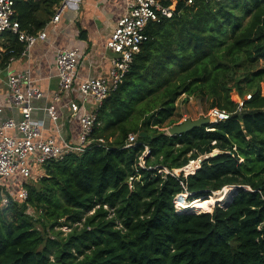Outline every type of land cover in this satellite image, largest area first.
<instances>
[{
    "label": "trees",
    "instance_id": "16d2710c",
    "mask_svg": "<svg viewBox=\"0 0 264 264\" xmlns=\"http://www.w3.org/2000/svg\"><path fill=\"white\" fill-rule=\"evenodd\" d=\"M63 1L14 0L19 32L45 29ZM187 1L160 0L173 15L146 27L83 152L42 167L23 201L4 191L0 264H264V0ZM0 49L1 71L25 44L5 31ZM182 95L228 120L168 136ZM226 187L236 190L218 204ZM183 194L215 207L178 209Z\"/></svg>",
    "mask_w": 264,
    "mask_h": 264
},
{
    "label": "built area",
    "instance_id": "2783aa9c",
    "mask_svg": "<svg viewBox=\"0 0 264 264\" xmlns=\"http://www.w3.org/2000/svg\"><path fill=\"white\" fill-rule=\"evenodd\" d=\"M71 2L76 5V1L71 0ZM124 2L125 14L117 20L105 46L113 54L106 77H90L77 86L80 99H90L94 103L93 110L84 111L78 118L80 131L77 144L70 145L45 137L44 121L33 117L35 110L33 103L42 99L43 93L31 78L30 72L7 73V94L3 105H0V187L2 191L5 190L17 200L26 199L27 190L24 184L40 177L42 167L68 152H83L96 121V107L102 104L111 90L122 83L132 57L139 52L141 44L146 40V27L150 23L160 21L161 18H171L175 8V4L163 6L160 0H124ZM70 3L69 0L68 3L64 0L56 6L47 26H56ZM187 3L191 4L192 1L188 0ZM14 14V0H0V34L5 31L18 34L19 42L25 44L23 54L28 53L37 43L46 41V28L33 35L19 32V24L13 19ZM81 54L77 48L57 52L56 101L75 86ZM6 111H15L18 118L5 116ZM45 112L52 121L58 119L54 106L45 108ZM228 118L229 114L218 108H213L209 112L210 123H221ZM134 141L135 137L129 136L126 147H131ZM146 152L147 148L143 155ZM199 160L201 159L191 161L179 171L184 175L194 173L200 165ZM143 164V158H140L139 165L143 166ZM7 203L8 200L2 195V204Z\"/></svg>",
    "mask_w": 264,
    "mask_h": 264
},
{
    "label": "crops",
    "instance_id": "0c3cea01",
    "mask_svg": "<svg viewBox=\"0 0 264 264\" xmlns=\"http://www.w3.org/2000/svg\"><path fill=\"white\" fill-rule=\"evenodd\" d=\"M82 3L81 10L72 2L56 26H46L47 39L34 45L26 54L12 60L0 71V103L6 93L9 71L30 72L31 78L43 93V98L34 101L33 117L44 121L45 137L70 145L77 144L80 126L78 118L87 110L94 109L90 99H80L77 86L90 77H106L113 54L106 49V42L119 18L125 14L124 0H74ZM100 3V5L98 4ZM77 24L86 32V40L80 38ZM77 48L82 54L73 89L55 100L58 78L55 56L58 51ZM1 51V49H0ZM1 73H4L2 75ZM54 106L58 119L52 121L45 108ZM5 116L18 118L15 111H6Z\"/></svg>",
    "mask_w": 264,
    "mask_h": 264
},
{
    "label": "rangeland",
    "instance_id": "374dc122",
    "mask_svg": "<svg viewBox=\"0 0 264 264\" xmlns=\"http://www.w3.org/2000/svg\"><path fill=\"white\" fill-rule=\"evenodd\" d=\"M70 1L71 0H69V3H70ZM67 3H68V0H67ZM98 4L100 5V3H98ZM76 5L78 6V9L81 10L82 3L76 1ZM1 74L4 75V73H1ZM261 87H262V94H264V84H262ZM6 94H7V86H6V93L4 94V99L6 97ZM3 103H4V101L2 103H0V105H3ZM210 110H211L210 101L201 100L199 97H196L194 95H182L176 102V115H177L176 118L178 120L176 119L175 124H173L172 126L165 128V131L168 134L169 128L176 126V125H179V124H181L185 121H188V120H190V121H198V120L209 121ZM176 172H177L176 173L177 175H180V173H181L179 170H177ZM235 190H236V188L230 187V191L228 192V196L230 193H232ZM4 191L5 190H3V191L0 190V199H1L2 195L4 194ZM215 195H213V196L216 197V199H217L218 193ZM187 199L188 198H187L186 194L176 196L174 199L175 206L178 209H181V208H179L180 207L179 204L182 202H187ZM208 202H210L208 209L199 211V209L194 206L196 203H194V205H193L194 210H192V211L196 212V213L212 212L214 207H215V203L211 202L210 199H208ZM224 202H225V200L221 203H218V204H223ZM177 203H178V205H177ZM191 204H193V202ZM61 230L65 233L68 232V229H66L65 227H63Z\"/></svg>",
    "mask_w": 264,
    "mask_h": 264
},
{
    "label": "water",
    "instance_id": "95a60500",
    "mask_svg": "<svg viewBox=\"0 0 264 264\" xmlns=\"http://www.w3.org/2000/svg\"><path fill=\"white\" fill-rule=\"evenodd\" d=\"M210 123L209 121H204V120H198V121H185L179 125L173 126L171 128L168 129V136H177V135H182L185 133H188L189 131H191L194 128H198L204 125H208ZM216 154H214L215 156ZM202 160H199V164L201 163ZM228 196V194H227ZM202 200H205L202 199ZM216 204V203H215Z\"/></svg>",
    "mask_w": 264,
    "mask_h": 264
},
{
    "label": "bare ground",
    "instance_id": "6f19581e",
    "mask_svg": "<svg viewBox=\"0 0 264 264\" xmlns=\"http://www.w3.org/2000/svg\"><path fill=\"white\" fill-rule=\"evenodd\" d=\"M230 191V187H226L224 188L222 191H220L218 193V198L216 199V197L213 196L214 200H216V202L221 203L225 200V198L227 197L228 192ZM217 194V193H216ZM215 195V194H214ZM216 196V195H215ZM227 200V199H226ZM178 205V203H177ZM193 205L189 202H182L179 204V208L183 209V210H194L193 209Z\"/></svg>",
    "mask_w": 264,
    "mask_h": 264
}]
</instances>
